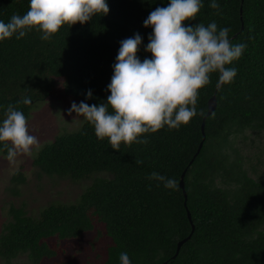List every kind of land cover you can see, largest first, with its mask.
<instances>
[{"label": "trees", "instance_id": "obj_1", "mask_svg": "<svg viewBox=\"0 0 264 264\" xmlns=\"http://www.w3.org/2000/svg\"><path fill=\"white\" fill-rule=\"evenodd\" d=\"M170 0H107L109 13L81 25H65L45 41L35 30L24 38L0 41V122L9 104L28 117L33 102L44 99L54 80L80 103H107V86L114 74L120 42L139 33L137 53L151 58L146 45L151 26L143 22ZM219 14L202 0L203 8L192 25L215 21L228 28L233 44L247 45L231 67L234 82L216 89L218 74L201 90L198 112L214 93L215 108L204 118L201 146L190 162L202 135L200 115L178 130L167 127L145 134L146 144L111 148L96 137L83 117L72 131L55 134L36 149L31 163L42 173L85 180L72 201H51L26 212L23 202L10 203L0 225V258L5 262L24 255L26 264H38L54 253L46 239L78 236L96 219L109 238L96 264H120L127 252L131 264H264V176L252 177L229 156V137L246 128L264 130V0H216ZM30 0H0V20L23 15ZM88 91L92 97L87 98ZM25 97L31 103L24 105ZM0 153L7 155L0 143ZM136 160L143 163L137 164ZM185 204L178 186L183 170ZM152 172L176 181L175 189L148 179ZM220 177L223 185L216 184ZM10 181H24L14 172ZM16 192V190H15ZM187 209L193 228L186 216ZM175 250L176 241L186 236ZM12 264V263H11ZM55 264H72L62 260Z\"/></svg>", "mask_w": 264, "mask_h": 264}, {"label": "clouds", "instance_id": "obj_2", "mask_svg": "<svg viewBox=\"0 0 264 264\" xmlns=\"http://www.w3.org/2000/svg\"><path fill=\"white\" fill-rule=\"evenodd\" d=\"M210 7L219 14L216 0H211ZM202 8V0H170L166 7L151 11L143 24L153 30L145 49L152 57L143 61L138 57L142 43L139 33L122 40L107 86V103L90 106L73 102L69 114L83 116L94 127L96 137L107 139L116 151L122 144L131 147L148 143L145 134L165 127L178 130L197 115L203 116V110L198 112L201 90L211 83L214 73L218 74V91L232 84L237 69L230 65L240 60L247 45L231 43L230 29L218 30L215 21L207 26L188 23L196 20ZM109 11L107 0H30L25 14L14 13L8 22L0 20V41L13 36L19 40L33 30L49 41L65 25H83ZM91 97L88 91L87 98ZM20 102L28 105L31 100L25 97ZM0 143L13 166L18 164L19 156L31 155L39 144L29 132L25 114L12 104L0 122ZM148 179L160 181L168 189L176 188L175 180L157 172ZM119 260L120 264H131L127 252L120 253Z\"/></svg>", "mask_w": 264, "mask_h": 264}, {"label": "rangeland", "instance_id": "obj_3", "mask_svg": "<svg viewBox=\"0 0 264 264\" xmlns=\"http://www.w3.org/2000/svg\"><path fill=\"white\" fill-rule=\"evenodd\" d=\"M60 80H54L44 99L32 103L27 117L28 127L30 134L39 141L32 154L19 156L18 164L13 166L8 162L7 155L0 153V225L10 203L17 205L23 202L26 212L35 214L48 202L74 200L86 182L42 173L31 163L32 155L41 143L51 140L57 133L76 129L83 119L75 112L69 114L72 103L79 105L80 102L63 89ZM228 146L229 156L237 154L249 175L254 178L264 176V130L246 128L231 135ZM16 171L23 174L24 181L14 186L10 177ZM216 184L223 185L220 177H216ZM46 241L54 253L41 258L38 264H55L62 260H69L72 264H96L103 257L109 238L102 223L93 219L92 226L76 237H50ZM11 263L26 264V260L24 255L6 262L0 258V264Z\"/></svg>", "mask_w": 264, "mask_h": 264}, {"label": "water", "instance_id": "obj_4", "mask_svg": "<svg viewBox=\"0 0 264 264\" xmlns=\"http://www.w3.org/2000/svg\"><path fill=\"white\" fill-rule=\"evenodd\" d=\"M215 105H216V99H215L214 93H212L206 100V111L204 112V115L201 117V121H200V126L199 127H200V131H201L202 137H201L200 141L198 142L197 147H196L194 153L192 154V157L189 159L188 162H190L192 160V158L198 152V150H199V148L201 146L202 139L204 137V133H203L204 118H205V116H207L215 108ZM184 170H185V168L180 172L179 179H178V186L180 187V189L182 191V195H183V204H185V190H184V187H183V179H182ZM185 211H186V216H187V218H188V220L190 222V225H191V229H190V232H191V230L193 228V224L191 223V220H190L189 211L187 209H185ZM190 232L186 236H184L181 239L176 241L175 250H174L173 254L171 255V257H173L177 253L179 246L181 245V243L186 238L189 237ZM160 264H165V261L163 260Z\"/></svg>", "mask_w": 264, "mask_h": 264}]
</instances>
